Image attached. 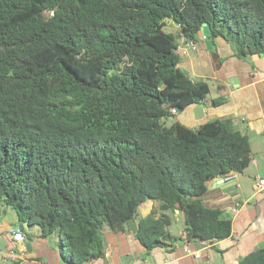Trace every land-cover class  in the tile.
Returning <instances> with one entry per match:
<instances>
[{"label": "trees", "instance_id": "16d2710c", "mask_svg": "<svg viewBox=\"0 0 264 264\" xmlns=\"http://www.w3.org/2000/svg\"><path fill=\"white\" fill-rule=\"evenodd\" d=\"M204 28L239 59L264 56V0H0V224L11 208L28 241L25 226L57 237L65 264L105 259V227L168 246L169 211L180 240L230 238L203 198L250 167L249 137L230 120L166 124L210 94L175 52ZM147 201L159 207L138 220ZM238 264H264V247Z\"/></svg>", "mask_w": 264, "mask_h": 264}, {"label": "crops", "instance_id": "0c3cea01", "mask_svg": "<svg viewBox=\"0 0 264 264\" xmlns=\"http://www.w3.org/2000/svg\"><path fill=\"white\" fill-rule=\"evenodd\" d=\"M202 35L207 37L206 40H200L198 50L187 56V72L196 80H211L216 85V94L211 96L212 86L206 81L211 99L188 107L166 124L169 126L178 121L197 129L207 122L230 120L235 130L249 137L253 153L250 167L243 174H229L210 181L203 198L206 207L221 208L225 212L223 217L232 219V236L215 243L180 240L185 235L184 215L169 211L167 213L173 217L169 232L175 240L167 242L168 246L147 252L132 228L114 233L105 227V259L87 264H238L249 253L264 247V190L256 189L257 177L264 178V56L239 59L234 55V47L223 38L212 41L206 32ZM180 66L182 68V62ZM217 99H220L218 103L215 102ZM158 207V203L145 202L140 207L138 220ZM17 228L20 229L3 217L0 238L4 236L6 244L0 245V264H65L59 248L50 238H41L39 230L34 232L31 241L20 245L14 243L9 231ZM27 243L31 244V253L27 252ZM11 250H26V257L12 261L8 258ZM196 251L201 253L199 258L192 253Z\"/></svg>", "mask_w": 264, "mask_h": 264}, {"label": "built area", "instance_id": "2783aa9c", "mask_svg": "<svg viewBox=\"0 0 264 264\" xmlns=\"http://www.w3.org/2000/svg\"><path fill=\"white\" fill-rule=\"evenodd\" d=\"M206 36H203V40H206ZM198 50V44L194 41H188L184 38H182L179 43L178 46L176 48V54L181 56V57H187L191 52H195ZM172 118H174V116L178 115L179 112L176 108H172L170 110ZM256 189L258 191H263L264 190V178L261 177H257L256 179ZM10 235L12 236V239L14 241V243L20 245V244H24L27 240V237L25 235V233L21 230V229H11L9 231ZM186 251H188V249L186 248ZM26 250H21L20 252L17 250H11L8 253V258L11 259L12 261L18 262L20 259H23L24 257H26ZM193 255L196 258H199L201 256L200 251H196V252H192Z\"/></svg>", "mask_w": 264, "mask_h": 264}, {"label": "rangeland", "instance_id": "374dc122", "mask_svg": "<svg viewBox=\"0 0 264 264\" xmlns=\"http://www.w3.org/2000/svg\"><path fill=\"white\" fill-rule=\"evenodd\" d=\"M165 30L167 31V32H174V33H177V31H178V28L177 27H175L173 24H167V26L165 27ZM203 32H206L207 34H209V30L207 29V28H204L203 30H202V33ZM202 33H201V36H200V38L202 39L203 38V35H202ZM208 36H210V35H208ZM196 55H194V57H195ZM200 58H202V57H200ZM200 58H199V60H200ZM187 61H189V58L188 57H185L184 59H183V61H182V69L183 70H185V71H187ZM208 83H210V85L212 86V92H211V96H215V94H216V85L215 84H213L212 83V81L210 80H206ZM211 96L209 95L208 96V98H207V100L208 99H211ZM199 106H201V105H199ZM176 117V116H175ZM167 122L168 123H170V120H167ZM261 175H263V173H260ZM153 203H158V202H156V201H152ZM5 211H7V213L5 214H3V216L5 217V220L7 221V223H13V226L14 227H19V225H18V220H17V216H16V213H15V211L14 210H12L11 208H8V209H5ZM4 211V212H5ZM139 213H140V209H139ZM25 229L33 236L35 233H38V227H32V228H29V227H27V226H25ZM173 230H174V232H177L178 231V229H177V227H174L173 228ZM35 232V233H34ZM28 240V239H27ZM26 240V241H27ZM49 240H51V241H53V244H54V246L55 247H57V245H58V243H59V240L57 239V237L56 236H53V237H51ZM6 244V239L4 238V236H1V238H0V245L2 246H4ZM1 255V254H0ZM2 256V255H1Z\"/></svg>", "mask_w": 264, "mask_h": 264}, {"label": "water", "instance_id": "95a60500", "mask_svg": "<svg viewBox=\"0 0 264 264\" xmlns=\"http://www.w3.org/2000/svg\"><path fill=\"white\" fill-rule=\"evenodd\" d=\"M207 25L204 24V27H206ZM186 74L189 75L190 77H192V75L186 71ZM193 78V77H192ZM218 178L214 179V181H217ZM26 249H27V252L31 253L32 252V247H31V244L30 243H27L26 245Z\"/></svg>", "mask_w": 264, "mask_h": 264}]
</instances>
